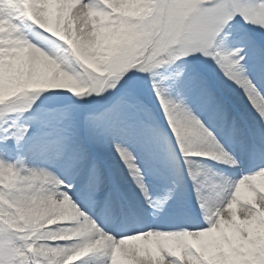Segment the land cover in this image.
<instances>
[{
    "label": "snow or ice",
    "instance_id": "obj_1",
    "mask_svg": "<svg viewBox=\"0 0 264 264\" xmlns=\"http://www.w3.org/2000/svg\"><path fill=\"white\" fill-rule=\"evenodd\" d=\"M0 264H264V0H0Z\"/></svg>",
    "mask_w": 264,
    "mask_h": 264
},
{
    "label": "bare ground",
    "instance_id": "obj_2",
    "mask_svg": "<svg viewBox=\"0 0 264 264\" xmlns=\"http://www.w3.org/2000/svg\"><path fill=\"white\" fill-rule=\"evenodd\" d=\"M230 102L233 104L236 112L245 120L246 123L253 124L255 122V120H256L255 113L252 112L251 107L247 104L246 100L242 101V100L232 98L230 100ZM106 156H107L109 162L113 163V166L116 167V170H117V173L119 175L120 180L122 182L127 181L126 171H124L122 169V167L115 165V160H117L118 158H116L112 154H107V153H106ZM236 175L238 178L239 173H237ZM128 183H130V181H128Z\"/></svg>",
    "mask_w": 264,
    "mask_h": 264
}]
</instances>
